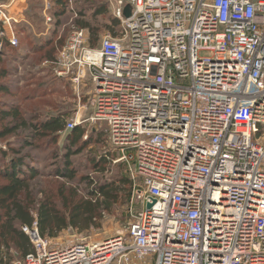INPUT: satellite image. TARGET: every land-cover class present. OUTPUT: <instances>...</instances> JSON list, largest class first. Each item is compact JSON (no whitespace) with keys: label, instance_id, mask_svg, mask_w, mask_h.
Segmentation results:
<instances>
[{"label":"built area","instance_id":"1","mask_svg":"<svg viewBox=\"0 0 264 264\" xmlns=\"http://www.w3.org/2000/svg\"><path fill=\"white\" fill-rule=\"evenodd\" d=\"M18 1L0 0L12 47ZM110 9L122 35L93 48L75 29L54 70L128 169V235L59 244L35 221L21 228L33 252L14 264H264V0H110Z\"/></svg>","mask_w":264,"mask_h":264},{"label":"trees","instance_id":"2","mask_svg":"<svg viewBox=\"0 0 264 264\" xmlns=\"http://www.w3.org/2000/svg\"><path fill=\"white\" fill-rule=\"evenodd\" d=\"M43 1L30 0L26 11V17L33 25L37 37L34 38L33 31L28 26L17 24V34L25 33L27 44L24 45L19 40L18 46L12 47L0 36V43H3L0 49V62L3 61L5 64L7 55L16 54L14 59L20 62L19 59L23 56L29 59L32 55L42 54L37 63L31 62L30 68L35 71H28L27 76L23 74L22 79H26V82L36 77L51 79L41 84L40 88L27 90L28 85L24 86L25 83L19 85L17 81L16 84L9 82L8 77L13 74L12 70L3 65V68H0V93H3V96L11 95L13 90L36 93L64 83L71 86L69 80L58 77L54 70L59 50L64 46L63 41H58L61 48L56 50L55 38L42 35L46 32L45 18L42 14L45 8ZM50 1L52 6L48 12L53 18L52 24L54 21L53 25L60 27L64 17L71 9L74 10L77 15L75 25L79 30L88 31L90 46L93 48L100 45L101 34L104 32H111L113 37L122 35L121 23L112 14L109 0ZM102 19H105L102 26L94 24V20ZM1 29L0 24V32ZM39 35L42 36L38 37ZM30 93L26 97L28 100L32 99ZM33 113L26 119L25 115L28 113L24 115L20 106L6 103L4 100L3 104L0 102V121L11 120V126H6L0 131V138L20 131L26 132L28 137L23 139L22 147L33 150L40 148L41 144L38 141L51 140L52 144H57L61 149L56 155V161L63 162L62 166L55 162L54 176L66 182H76L78 174L73 167L72 159L81 155L92 144H103V138H107L108 141L105 126L102 125L101 130L92 129L87 139H84L86 131L82 127L67 130L70 115L67 110L63 109L57 115ZM61 139L62 142L59 143ZM109 148V151L106 150L101 155L99 153L100 156L94 155L92 159L94 168L101 174L100 178L94 180L91 177H81L82 183L87 185L86 192L82 194L79 188H70L66 183L57 181L52 183L49 189L38 191L41 197L32 192V182L42 176V172L27 162L25 156L20 155L21 151L15 152L20 155L17 158L9 156L8 152H0V178L5 181L0 184V264L18 262H14L9 253L11 248L16 250L19 261H24L26 256L33 252L28 236L21 229L23 225L31 226L37 221L41 235L51 240L69 228L81 233L99 229L107 215L115 216L122 212L123 217H127L125 210L130 205L132 180L124 163H112L117 153L110 145ZM90 152L93 153L91 150Z\"/></svg>","mask_w":264,"mask_h":264},{"label":"rangeland","instance_id":"3","mask_svg":"<svg viewBox=\"0 0 264 264\" xmlns=\"http://www.w3.org/2000/svg\"><path fill=\"white\" fill-rule=\"evenodd\" d=\"M43 2L45 4V8L42 14H43V17L45 18L46 32L43 33L42 35H49L55 38V41H56L55 46L57 45L56 50H58L61 48V45H59L58 41L62 40L63 45H64L66 40L70 36V34L75 29H77L75 25L77 15L75 11L71 9V11L62 20L60 27H57L53 25L54 21L52 24L53 18L50 16L48 12L52 6V2L50 0H44ZM104 21L105 19L97 20V21L94 20V24L98 26H102ZM21 23L23 24L24 22H21ZM42 35H39L38 37ZM107 35L113 36L111 32H104L101 34V39H103ZM33 36L34 38L37 37L36 31H33ZM26 37L27 35L25 33L19 35V40L24 45L27 44ZM41 55L35 54L29 57V59L26 58L27 56L22 55L23 58L19 59L20 62L18 61V59L16 60L14 59L16 54H13L10 56L7 55V59L4 60L5 64L3 63V61L0 62V68H3V65H4L7 68L12 70L13 74L10 77H8V80H10L9 82L12 81L11 83L16 84L15 82L17 81L19 85H24L25 83L24 86L28 85V87L26 88L27 90H32L36 87L40 88L41 84L46 83L51 78H46L44 80V79H41V77H36V78H31L30 81L26 82V79L25 80L22 79L23 78L22 75L24 74V76H27L28 71H35V69L30 68L31 62L37 63ZM20 56H21V53H20ZM29 93L30 92H15L14 90L11 93V95L3 96V93H0V102H2L3 104V100H4L6 103H11L16 106H20L24 115L25 113H28L25 115L26 119H29L32 116L31 113L33 112H34L33 114L43 113V114L57 115L59 112H61V110L65 109L68 112H70L67 124L71 122L72 120H77L78 125L76 127H82L86 131L84 139H87L86 136L88 137L89 132H91L92 129L97 128L98 130H101L102 128L101 124L83 123L86 120V118L90 116L91 112L88 109L79 110L78 98H77L76 92L74 91V89H72L71 86L69 87L65 83L53 86L50 89H47L46 91L42 90L36 93L31 92L30 95L32 99L28 100L26 99V97L28 96ZM87 93L88 92L86 91L82 92V95L85 96ZM85 103H86V100L83 98L82 104L85 105ZM34 110H36L37 112H35ZM10 122H11L10 119L6 121H0V131L3 130V128H5L6 126H11ZM64 135L65 133L62 136ZM26 137H28V133L20 131L17 134H12V135H8L5 138H0V152L1 151L8 152L9 156H12L15 158H17L20 155L25 156L27 162H29L35 168H37L40 172H42L41 174L42 176L36 178L32 182V190H33L32 192L36 196H39V197H41V194L38 191L49 189L50 186H52L51 184L57 181L59 183H62V182L66 183L67 186H69L70 188H79L80 193L82 192L83 194L84 192H86L87 185L85 183H82L81 177L86 176V177H91L94 180H98L101 176L98 169L94 168V164L92 162L94 155L98 156L99 153L101 155L106 150L108 151L110 150L109 141L106 140L107 138H103V141H102L103 144H96V145L92 144L81 155L75 156L72 159V162H73V167L76 170V173L78 174V176H77L76 182L70 183V182H66V180H63V179L59 180L57 177L54 176L53 166L55 162H57V164H60V166H62V163H63V162H60V160L56 161L57 160L56 155H58V151L61 150L57 146V144H52L51 140L49 141L48 139L47 140L45 139L40 142L38 141V143L41 144V146L40 148H37V150L35 149L33 150L30 148H26V147L24 148L22 147L23 146L22 141ZM61 142H62V139L59 141V143ZM90 150L93 151V153H91ZM18 151L19 152L21 151L20 155L15 154V152H18ZM112 163L116 164L114 162ZM3 182L5 181L0 178V184L1 183L3 184ZM125 213L127 214V217H123L122 212L118 213V215H115V216L107 215L103 219L101 227L99 229H92L88 232L81 233V232H78L77 230L69 228L66 231L62 232L57 238L51 239V240L59 244H68L74 241H87V242H93V243L101 242V241H105L108 239L117 238L121 235L124 238H126L128 235L127 228L131 220V215L128 211V208L125 210ZM9 253L13 257L14 262L19 261V256L16 250L11 248ZM148 264H153V263L151 262Z\"/></svg>","mask_w":264,"mask_h":264},{"label":"crops","instance_id":"4","mask_svg":"<svg viewBox=\"0 0 264 264\" xmlns=\"http://www.w3.org/2000/svg\"><path fill=\"white\" fill-rule=\"evenodd\" d=\"M29 1L30 0H19L18 2H17V4H16V6L14 7V9H13V12L15 13V14H17V15H19V16H21L22 18H23V21L22 22H24L23 24L24 25H26V26H28V28L31 30V31H34V27H33V25L28 21V19H27V17H26V11H27V9H28V6H29ZM20 24V23H19ZM22 24V23H21ZM15 29H16V27H15ZM16 34H17V31H16ZM17 37H18V39H19V35L17 34ZM62 79H64V78H62ZM65 80H68V79H65ZM70 81V80H69ZM71 82V81H70ZM71 87H72V89H73V86H72V84H71ZM88 92L89 93V89L87 90V89H83V92ZM87 93V94H88ZM83 98L86 100V102H87V96L85 95V96H83Z\"/></svg>","mask_w":264,"mask_h":264},{"label":"water","instance_id":"5","mask_svg":"<svg viewBox=\"0 0 264 264\" xmlns=\"http://www.w3.org/2000/svg\"><path fill=\"white\" fill-rule=\"evenodd\" d=\"M130 7H126V9H125V16L126 17H129L130 16Z\"/></svg>","mask_w":264,"mask_h":264}]
</instances>
